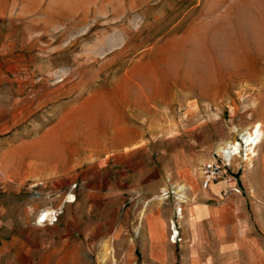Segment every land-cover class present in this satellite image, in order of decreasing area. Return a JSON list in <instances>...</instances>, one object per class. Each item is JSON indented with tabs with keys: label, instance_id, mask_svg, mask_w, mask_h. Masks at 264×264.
<instances>
[{
	"label": "rangeland",
	"instance_id": "obj_1",
	"mask_svg": "<svg viewBox=\"0 0 264 264\" xmlns=\"http://www.w3.org/2000/svg\"><path fill=\"white\" fill-rule=\"evenodd\" d=\"M258 124L244 159L238 133ZM226 141L237 181L264 145V0H0V264L39 228L106 235L134 219L142 172L207 154L201 177ZM184 191L157 195L174 244Z\"/></svg>",
	"mask_w": 264,
	"mask_h": 264
},
{
	"label": "crops",
	"instance_id": "obj_2",
	"mask_svg": "<svg viewBox=\"0 0 264 264\" xmlns=\"http://www.w3.org/2000/svg\"><path fill=\"white\" fill-rule=\"evenodd\" d=\"M124 156L114 165L124 163ZM207 156L174 172H142L145 180L134 219L120 221L106 235H96L93 222L83 232L73 229L67 234L58 233V227L39 228L37 245L12 250L7 264H101L106 259L115 260L113 264H264V145L258 146L251 167H244L233 184L219 181L203 190L196 168L211 159ZM240 163L232 160L233 171ZM118 175L124 181L120 188H127L129 173ZM173 183L185 187L187 198L181 206L178 244L169 240L176 205L157 200L159 190ZM87 210H94V201ZM112 242L118 244L116 251ZM96 244L109 250L95 251Z\"/></svg>",
	"mask_w": 264,
	"mask_h": 264
},
{
	"label": "built area",
	"instance_id": "obj_3",
	"mask_svg": "<svg viewBox=\"0 0 264 264\" xmlns=\"http://www.w3.org/2000/svg\"><path fill=\"white\" fill-rule=\"evenodd\" d=\"M244 144V143H243ZM224 156H228L227 154L223 153ZM251 154L244 152V159L250 158ZM215 155L213 160H210L203 164L201 168V177H202V188L204 190L208 189L212 184L216 182H224L225 184H233L236 181V174L230 171V155L229 157H224ZM235 191V190H234ZM59 213H52L49 214L48 212L41 214L38 219V222L41 224L51 223L55 221L56 216ZM41 217H44L41 220Z\"/></svg>",
	"mask_w": 264,
	"mask_h": 264
},
{
	"label": "bare ground",
	"instance_id": "obj_4",
	"mask_svg": "<svg viewBox=\"0 0 264 264\" xmlns=\"http://www.w3.org/2000/svg\"><path fill=\"white\" fill-rule=\"evenodd\" d=\"M152 103V102H151ZM145 108V107H144ZM240 136L241 144L244 143L245 149L244 152H246V155L251 154L253 148L255 147V144L259 142L261 137V132L259 130V124L251 130H242L238 133ZM243 149V148H242ZM239 150V144L234 142H224L221 145L217 147V152H221L222 154L225 153L227 155L236 154ZM226 158V157H225ZM178 188V187H177ZM176 188V195L179 197H182V192L180 188Z\"/></svg>",
	"mask_w": 264,
	"mask_h": 264
},
{
	"label": "snow or ice",
	"instance_id": "obj_5",
	"mask_svg": "<svg viewBox=\"0 0 264 264\" xmlns=\"http://www.w3.org/2000/svg\"><path fill=\"white\" fill-rule=\"evenodd\" d=\"M44 219V217H41V220H43Z\"/></svg>",
	"mask_w": 264,
	"mask_h": 264
}]
</instances>
